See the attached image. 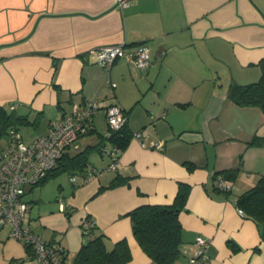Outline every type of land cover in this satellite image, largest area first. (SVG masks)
<instances>
[{
  "label": "crops",
  "instance_id": "1",
  "mask_svg": "<svg viewBox=\"0 0 264 264\" xmlns=\"http://www.w3.org/2000/svg\"><path fill=\"white\" fill-rule=\"evenodd\" d=\"M113 44H122L126 54L147 45L148 66L138 69L124 56L109 69L100 65L99 48ZM261 58L264 0H131L125 8L114 0H0V104H14L31 119L37 112L48 115L43 134L74 104L118 103L131 133L111 166V130H105L103 108L97 109L90 132L65 150L98 145L86 170L69 173L74 179L66 188L59 182L58 195L44 194L47 181L29 186L24 222L63 247L65 264L88 236L89 220L105 235L107 249L127 240L126 264H156L133 236L128 212L172 203L178 182H185L191 190L179 213L182 247L175 264H194L199 236L211 241L199 264H264L259 225L235 202L264 175V143L246 144L264 138V110L240 107L226 94L231 81L258 80ZM237 166L234 179L223 178L228 189L215 184L214 172ZM92 168L100 171L89 177ZM117 173L128 183L100 190ZM0 264L39 262L4 227Z\"/></svg>",
  "mask_w": 264,
  "mask_h": 264
},
{
  "label": "trees",
  "instance_id": "2",
  "mask_svg": "<svg viewBox=\"0 0 264 264\" xmlns=\"http://www.w3.org/2000/svg\"><path fill=\"white\" fill-rule=\"evenodd\" d=\"M258 65L260 67L258 80L246 84L231 81L226 88L227 97L240 107L256 106L264 110V58L258 61ZM53 85L60 90L56 84ZM9 106L0 104V149L3 148L2 140L6 138L11 129H18L19 126L28 123H36L41 115V112H37L33 120L28 114L19 113L15 107L10 108ZM130 137L127 120L122 129L111 131L110 135H107L112 145L117 147L120 152L127 146ZM262 143H264V138L253 136L246 144L247 146H257ZM96 147L98 145L85 147L74 154L64 152L52 171L35 185L43 184L63 172L73 173L86 170L89 153ZM186 164L189 169L194 168L192 162H186ZM239 170L240 167L237 166L216 171L213 173V179H216L217 176L234 179ZM127 183L128 178L117 173L107 185L101 186L100 190ZM190 190L189 184L178 182L177 192L172 203L142 204L128 212L133 236L141 249L156 264H175L181 256L182 227L179 213L185 208ZM235 202L246 216L252 218L259 225L261 234L264 236V175H261L251 188L240 193ZM95 227L90 220L86 224L84 230L88 236L83 240L72 264H126L131 259L127 240L122 238L116 241L111 249H107L105 235L102 232H96L97 228ZM26 249L28 257L33 256L30 246H26ZM64 254L63 249V259Z\"/></svg>",
  "mask_w": 264,
  "mask_h": 264
},
{
  "label": "built area",
  "instance_id": "3",
  "mask_svg": "<svg viewBox=\"0 0 264 264\" xmlns=\"http://www.w3.org/2000/svg\"><path fill=\"white\" fill-rule=\"evenodd\" d=\"M131 0H114L116 6L125 8ZM126 57L138 69H145L149 64L150 52L145 44H140L132 53L126 54L122 44L101 46L98 50V63L109 69L119 57ZM111 85L115 83L111 82ZM10 108L15 105L11 104ZM103 108L106 123L111 131L123 128L127 117L122 106L118 103L103 106L99 100H88L83 104H74L72 109L61 118L51 120L47 131L34 136L31 140H23L17 129H11L6 136V145L0 149V230L8 228V235L30 246L33 257L39 264H65L63 247L56 242H47L24 222L30 208L26 199L27 188L43 179L56 166L66 149L76 146L78 138L90 127L93 115ZM140 139L141 133L134 134ZM155 147L161 148L160 142ZM109 153L112 155L111 166L117 163L120 150L113 146ZM100 168H92L88 176H93ZM74 179L73 176L70 177ZM215 184L228 189L229 185L222 177L217 176ZM60 210L66 208L62 199L59 200ZM239 213L243 210L238 208ZM88 222H86L87 224ZM210 239L199 236L195 241L196 248L190 257V262L199 264L207 257Z\"/></svg>",
  "mask_w": 264,
  "mask_h": 264
},
{
  "label": "rangeland",
  "instance_id": "4",
  "mask_svg": "<svg viewBox=\"0 0 264 264\" xmlns=\"http://www.w3.org/2000/svg\"><path fill=\"white\" fill-rule=\"evenodd\" d=\"M34 120V117H32ZM47 119H48V115L43 116L40 115L38 117V120L36 123H28L25 125H21L18 127V131L20 132V134L23 137V140L28 141L30 140L32 137L38 135V133H40L41 131L44 130V128L46 127V123H47ZM105 130H110L109 126L107 125V123L105 122ZM87 140V139H86ZM2 146L6 145V138L4 140H2ZM83 143V140H82ZM107 146H110L109 144H107ZM76 174V173H74ZM69 172H63L60 174H57L55 177L50 178L47 181V185L48 187H46L44 194L46 193L47 195L49 194H57V184L59 182H62V184L64 185V187L66 188L69 184ZM39 191V189L37 188L34 193H37ZM32 195V194H31ZM58 195V194H57ZM30 196V194L28 195V197Z\"/></svg>",
  "mask_w": 264,
  "mask_h": 264
}]
</instances>
